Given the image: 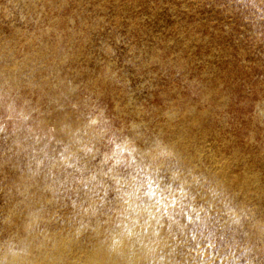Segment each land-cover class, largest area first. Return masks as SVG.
<instances>
[{
  "label": "clouds",
  "instance_id": "9594fccd",
  "mask_svg": "<svg viewBox=\"0 0 264 264\" xmlns=\"http://www.w3.org/2000/svg\"><path fill=\"white\" fill-rule=\"evenodd\" d=\"M217 7L258 57L241 86L129 41L124 64L157 93L144 108L94 38L102 17L72 0L0 4V264H264V0Z\"/></svg>",
  "mask_w": 264,
  "mask_h": 264
},
{
  "label": "rangeland",
  "instance_id": "374dc122",
  "mask_svg": "<svg viewBox=\"0 0 264 264\" xmlns=\"http://www.w3.org/2000/svg\"><path fill=\"white\" fill-rule=\"evenodd\" d=\"M7 0H0V4ZM223 0H72V6H79L88 18L102 17L99 25L104 31L97 32L95 39L108 40L116 49L121 66L125 67L131 81L128 91L135 105L150 107L158 103L152 91L143 79L130 65H125L128 59V47L131 41L137 47L165 48L168 53L184 51L191 53L197 61L200 72L209 78L213 86L224 85L226 92H232L241 86V81L247 75L246 63L254 65L258 57L249 54L242 43L238 44L237 34L241 31L239 20L226 15L217 5ZM0 22L4 15L0 10ZM117 37L122 43L117 44ZM171 42V43H170ZM85 78L99 71L96 62L87 61L83 68ZM153 72L158 66H153ZM253 71L257 69L253 68ZM154 84L167 86L163 78L154 80ZM141 85H144L142 88ZM106 102L110 107L116 103H127L128 97L107 94ZM215 138L222 132L219 121L209 120L203 123L201 129Z\"/></svg>",
  "mask_w": 264,
  "mask_h": 264
}]
</instances>
